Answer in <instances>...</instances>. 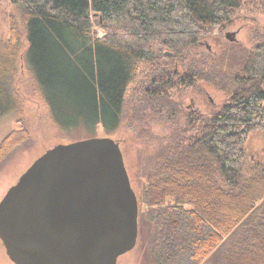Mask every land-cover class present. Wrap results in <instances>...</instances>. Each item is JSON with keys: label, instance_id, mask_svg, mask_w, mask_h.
<instances>
[{"label": "trees", "instance_id": "1", "mask_svg": "<svg viewBox=\"0 0 264 264\" xmlns=\"http://www.w3.org/2000/svg\"><path fill=\"white\" fill-rule=\"evenodd\" d=\"M9 3L0 118L22 116L23 59L61 128L134 131L139 264H264V156L247 152L252 133L264 138V24L251 47L218 34L244 7L264 15V0ZM199 82L224 92L214 111L180 98Z\"/></svg>", "mask_w": 264, "mask_h": 264}, {"label": "water", "instance_id": "2", "mask_svg": "<svg viewBox=\"0 0 264 264\" xmlns=\"http://www.w3.org/2000/svg\"><path fill=\"white\" fill-rule=\"evenodd\" d=\"M137 236V196L109 136L48 148L0 200V240L14 264H117Z\"/></svg>", "mask_w": 264, "mask_h": 264}, {"label": "rangeland", "instance_id": "3", "mask_svg": "<svg viewBox=\"0 0 264 264\" xmlns=\"http://www.w3.org/2000/svg\"><path fill=\"white\" fill-rule=\"evenodd\" d=\"M10 8L14 9V6L9 3V0H0V35L3 38L7 35V12ZM245 9L247 7L235 14L232 23L218 30V34L225 39L226 33H229L236 41L251 47L256 39V33L263 27L264 15L259 11L255 13L245 12ZM210 44L213 46L214 42L209 41ZM13 83L21 99L22 116L19 117L18 113L15 112L0 118V142L11 132L15 133V137L22 135L24 138L20 143L18 142L17 146L8 151L0 162V200L29 165L48 148L56 144H66L89 138L93 135L109 136L119 142L130 181L132 179L131 186L134 189L137 182L133 179V167L139 163V149L143 146L134 139L138 137L134 131L130 130L124 123H121L120 127L113 132H106L101 126L97 127L96 131H91L83 126L61 128L52 121L49 108L35 90L23 59H21L18 74ZM180 98L188 109L202 113L217 109L224 101L225 94L206 82H199L197 85L184 89ZM156 129L161 130L163 128L156 126ZM23 132L26 135L21 134ZM247 145V152L252 158L264 156V138L260 133H252ZM7 222L12 229H16L17 224L13 218H9ZM139 259V250L132 248L118 256L117 264H139ZM214 262L215 260L207 264H217ZM0 264H14L7 256L1 240Z\"/></svg>", "mask_w": 264, "mask_h": 264}]
</instances>
